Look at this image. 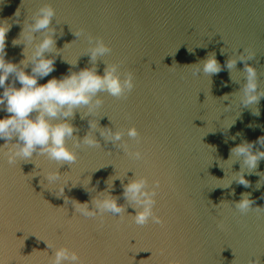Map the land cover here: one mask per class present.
<instances>
[{"label": "water", "instance_id": "95a60500", "mask_svg": "<svg viewBox=\"0 0 264 264\" xmlns=\"http://www.w3.org/2000/svg\"><path fill=\"white\" fill-rule=\"evenodd\" d=\"M45 3L56 15L49 25L55 46L44 55L55 59L38 83L85 67L102 75L117 63L122 78L133 73L134 87L119 98L97 93L103 99L97 110L79 107L67 117L74 127L69 146L89 132L100 144L76 148L73 164L36 152L9 164L6 154L19 142L0 138V264H50L62 245L78 253L80 264H264V159L250 173L232 156L236 145L264 136V96L253 106L240 101L246 64L255 66L264 91V0H0V20L11 25L5 59L20 64L47 34L13 43ZM89 36L103 38L111 51L93 61ZM213 53L222 68L208 75L202 62ZM248 54L227 67L228 59ZM22 66L30 72L33 65ZM7 83L20 86L15 74ZM6 115L0 106V117ZM133 125L137 138L127 135ZM105 128L122 129V141L142 159L106 140ZM260 150L264 145L254 143ZM57 169L61 177L48 183L44 174ZM240 174L249 187L238 183ZM138 175L148 178L149 189L159 181L153 210L160 224L132 218L136 209L124 187ZM102 193L116 197L124 213H75L73 201L94 208ZM245 193L253 209L241 213L235 203Z\"/></svg>", "mask_w": 264, "mask_h": 264}, {"label": "clouds", "instance_id": "9594fccd", "mask_svg": "<svg viewBox=\"0 0 264 264\" xmlns=\"http://www.w3.org/2000/svg\"><path fill=\"white\" fill-rule=\"evenodd\" d=\"M17 11L16 15L19 16ZM56 15V9L50 3H45L39 7L34 14L31 27L28 32L21 33L18 40L30 43L33 40V32L48 30L43 39L31 49L27 59L20 64L5 59V37L11 25L7 20H0V106H3L8 115L0 117V138L9 141L16 137L18 144H15L8 151L7 161L14 164L18 159L29 160L33 153L46 156L48 159L56 161L58 164H73L77 158L76 148L81 145L88 147H100L95 136L89 132L82 140L75 142L73 146L66 143V139L72 137L73 125L67 117L72 116L74 109L86 107L88 113H93L102 104L103 99L97 93L106 92L113 97H122L134 87V78L131 71L126 72L123 78L117 63L108 65L101 75L95 67L81 68L77 72H69L63 77H52L46 83H38V79L48 76L54 70V57L45 56L46 51H51L55 46L53 31L49 30V25ZM83 32H75L80 36ZM91 47L88 49L90 58L95 61L97 57L104 56L111 51L110 46L103 38L88 37ZM94 40V42H92ZM66 46V45H65ZM252 55H241L238 58H230L226 65L229 69L237 63V59H251ZM32 63L30 72L25 71L22 65ZM76 63V60L73 64ZM221 64L217 61L215 54L208 55L202 62V71L205 74L213 75L221 71ZM198 66L194 72L200 71ZM245 84L241 91L240 101L246 107L256 105L260 98L264 96V91L259 90L258 74L255 66L246 64L244 68ZM11 74H15V79L20 86L7 83ZM227 99V97H225ZM32 113H35L33 116ZM253 114L258 115L259 110L253 109ZM63 117L64 119H58ZM92 129L97 128V122L90 121ZM101 135L106 140L119 143L124 151L134 159H142L139 150L132 151L128 145L122 141L124 131L122 129H101ZM127 135L137 138L139 133L133 125L127 129ZM254 143L264 145V136L258 137L256 142H243L232 149V156L242 158L243 165L251 173L258 166L259 161L264 159V150L253 151ZM48 183L54 182L61 177L58 169L55 173H45ZM113 178H109L111 184ZM239 184L249 187V181L243 174L236 177ZM89 182V181H88ZM65 182L58 187L57 194L62 195ZM148 178L138 175L130 180L124 187V194L127 200L136 209V214L132 216L137 225H145L151 219L160 224L162 218L154 213L156 203V190L159 181H155V187L149 189ZM227 184V183H226ZM94 208H90L88 203L73 201L75 213L85 217H95L104 213L122 215L124 207L118 203V199L112 195L101 194L94 198ZM252 201L248 194H242L241 199L235 203V208L241 213H247L252 207ZM49 247H52L48 243ZM50 264H80V257L75 250L67 246H59L54 249V255L50 259Z\"/></svg>", "mask_w": 264, "mask_h": 264}]
</instances>
